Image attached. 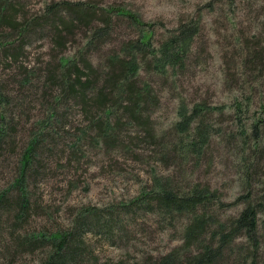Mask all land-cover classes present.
Segmentation results:
<instances>
[{"label":"trees","instance_id":"obj_1","mask_svg":"<svg viewBox=\"0 0 264 264\" xmlns=\"http://www.w3.org/2000/svg\"><path fill=\"white\" fill-rule=\"evenodd\" d=\"M211 6L207 3L204 7L210 9ZM22 10L21 0H0V67L8 73L6 78L0 76V151L17 128L18 122H12L14 116H26L35 107L43 111L31 121L26 149L19 159L11 187L19 194V201L14 203L15 217L20 218L19 214L29 209L27 174L38 175L39 170H34L33 165L40 164L41 145L49 139V132L55 133L63 117L66 119L68 106H77L84 117L83 127L77 128L74 140L68 145L70 149L74 150L80 138L89 136L93 145L133 152L124 142V136L137 131L158 144L160 152L175 151L181 157L188 154L199 157L203 153L210 138L218 136L220 131L219 127L207 123L206 115L216 109L220 115L229 106L237 125V143L241 146L233 151V157L238 164L244 193L228 202L209 184L190 181L182 189L171 180L153 177V188L119 208L124 214L133 210L153 212L167 219L171 226L181 222L180 243L150 264H259L264 251L261 236L264 230V183L260 184L258 193L254 192V175L250 172L252 162L247 163L245 154L247 150V159L264 154V146L260 145L264 117L263 114L253 115L249 124L242 122L252 100L242 84L236 80L238 85L230 88L234 93L232 102L220 103L217 107L201 100L188 109L180 98L177 99V120L168 128L172 138H160L156 142V133L150 126L151 113L159 105V95L154 85L140 82L139 71L143 68L146 73L154 72L163 80L176 77L184 69L185 57L199 33V19L180 21L159 45L153 47L150 24L123 7L109 5L102 8L84 0H47L35 11ZM113 16L129 21L138 28V33L135 39L101 59L91 52L107 44L112 37ZM76 30L83 33V41L75 52L68 56L58 53L41 65L40 62L38 65L26 64V46L32 39L49 34L55 47L63 50L66 39L76 40ZM253 37L256 41L251 43L246 42L247 38L241 41L240 34L234 39L240 45L237 55L242 56L236 62L238 74L235 78L244 76L246 71L264 67V36ZM14 100L22 101V105L26 103L28 112H19L18 116V106L12 112ZM260 107L264 108V105L260 104ZM158 160L167 162L164 155ZM239 201L243 205L237 214L222 216L221 210ZM9 202L7 195L0 193V205L4 204L5 208ZM112 212L113 208L101 214L97 209L82 207L72 229H57L48 235L39 232L18 236L14 246L32 250L47 243L50 249L37 264H71L83 245L78 230L81 225L89 216L92 221Z\"/></svg>","mask_w":264,"mask_h":264},{"label":"rangeland","instance_id":"obj_2","mask_svg":"<svg viewBox=\"0 0 264 264\" xmlns=\"http://www.w3.org/2000/svg\"><path fill=\"white\" fill-rule=\"evenodd\" d=\"M45 1L21 0V12L35 11ZM84 1L102 8L109 5L123 7L140 17L150 24L153 47L159 45L180 21L186 23L199 19V33L185 57L184 69L176 77L163 80L154 72L146 73L143 68L139 71L140 82L154 85L159 95V105L151 113L150 122L157 136L154 137L156 142L160 138H172L168 128L177 120V99L180 98L188 109L201 100L216 107L220 103L229 104L234 95L230 88L238 85L236 80L252 98L249 112L242 122L249 124L253 115L263 114L264 117V108L260 107V104L264 105V67L249 73L246 71L244 76L235 78L238 74L236 62L242 56L237 55L240 45L234 41L238 34L241 41L247 38L248 43L256 41L253 36H264V0ZM207 3L212 4L210 9L204 7ZM112 20V37L108 38L107 44L91 52L101 59L112 50H118L125 42L135 39L138 33V28L126 19L113 16ZM76 35V40L66 39L68 41L63 50L55 47L49 34L32 39L26 46V64L40 62L41 65V62L45 63L58 53L65 56L72 54L83 41V33L78 31ZM0 73L2 77L8 76L4 67H0ZM14 103L10 110L13 112L18 106V116L19 112H28L26 103L22 105V101L17 100ZM42 111L35 107L26 116H14L12 122H18L17 128L0 151V193H5L10 201L5 208L4 204L0 205V264H37L49 251V244L24 250L21 246H14L15 239L39 232L48 235L57 229L70 230L75 226L74 221L82 207L97 209L101 214L113 208V212L92 221L89 216L87 222L81 225L78 230L83 245L71 264H150L180 243L181 222L171 226L167 219L153 212L133 210L124 214L119 207L130 204L140 194L153 188V177L171 180L173 185L182 189L190 181L209 184L228 202L244 193L237 172L238 164L233 157V151L241 146L237 143V125L229 106L220 115L218 109L206 115L207 123L214 128L219 127L220 131L218 136L210 138L203 153L199 157L194 154L181 157L175 151L160 152L158 144L150 142L145 133L137 131L124 136V142L133 152L93 145L89 136L80 138L74 150L70 149L68 145L74 140L77 128L81 129L84 125L81 111L77 106L70 105L65 111L66 119L63 117L55 133L49 132V139L41 145L38 155L40 164L33 165L34 170H39L38 175L27 174L30 205L28 211L19 214L17 219L14 203L19 201V194L11 187L17 175L19 159L26 149L31 121ZM260 132V145L264 146V119ZM161 155L167 162L158 160ZM247 156L246 150L247 163L252 162V187L258 193L260 184L264 183V154H258L253 159H247ZM242 205L239 201L221 210L222 216L237 214ZM261 236L264 243V230ZM259 264H264V251Z\"/></svg>","mask_w":264,"mask_h":264}]
</instances>
